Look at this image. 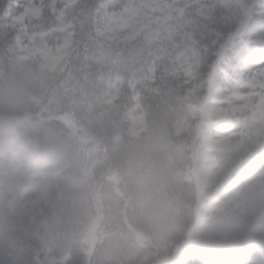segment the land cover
I'll list each match as a JSON object with an SVG mask.
<instances>
[{
  "label": "trees",
  "instance_id": "trees-1",
  "mask_svg": "<svg viewBox=\"0 0 264 264\" xmlns=\"http://www.w3.org/2000/svg\"><path fill=\"white\" fill-rule=\"evenodd\" d=\"M14 59L39 82L34 133L53 135L65 159L20 194L14 217L0 206V264H247L251 247L264 252L259 99L215 98L227 109L212 115L210 99L79 25ZM217 120L234 128L227 146L208 130Z\"/></svg>",
  "mask_w": 264,
  "mask_h": 264
},
{
  "label": "snow or ice",
  "instance_id": "snow-or-ice-1",
  "mask_svg": "<svg viewBox=\"0 0 264 264\" xmlns=\"http://www.w3.org/2000/svg\"><path fill=\"white\" fill-rule=\"evenodd\" d=\"M77 25L203 99L264 104V0H0V59Z\"/></svg>",
  "mask_w": 264,
  "mask_h": 264
},
{
  "label": "clouds",
  "instance_id": "clouds-1",
  "mask_svg": "<svg viewBox=\"0 0 264 264\" xmlns=\"http://www.w3.org/2000/svg\"><path fill=\"white\" fill-rule=\"evenodd\" d=\"M38 87L30 66L12 57L0 59V206L6 209V220L15 216L20 194L65 159L61 143L50 134L36 135L28 119Z\"/></svg>",
  "mask_w": 264,
  "mask_h": 264
},
{
  "label": "rangeland",
  "instance_id": "rangeland-1",
  "mask_svg": "<svg viewBox=\"0 0 264 264\" xmlns=\"http://www.w3.org/2000/svg\"><path fill=\"white\" fill-rule=\"evenodd\" d=\"M212 104L209 105V113L215 115L216 113H224L227 109V106L224 104H220L218 100L215 98H210ZM144 127L143 122H138L134 120L132 125L130 126L131 133L138 135ZM198 129L197 124H195V131ZM233 127L229 126L228 124L222 123L220 121H215L214 126L209 128L211 134H220L221 139L225 144L229 141V135L233 132ZM23 199H28L27 196L23 197ZM99 221V214H97L91 222L87 225L83 232V242L85 245V249L88 253H91L94 247V243L96 240V231H97V224ZM249 255H251V260L248 264H264V252L261 251L259 248L251 247L248 251ZM211 264H228L223 259H214Z\"/></svg>",
  "mask_w": 264,
  "mask_h": 264
}]
</instances>
